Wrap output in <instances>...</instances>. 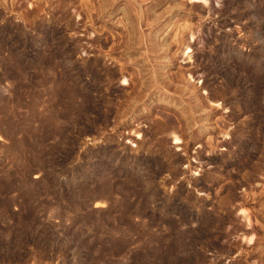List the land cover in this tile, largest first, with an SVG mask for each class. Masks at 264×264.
Listing matches in <instances>:
<instances>
[{
	"label": "rangeland",
	"instance_id": "374dc122",
	"mask_svg": "<svg viewBox=\"0 0 264 264\" xmlns=\"http://www.w3.org/2000/svg\"><path fill=\"white\" fill-rule=\"evenodd\" d=\"M208 1L0 0V264H264V0Z\"/></svg>",
	"mask_w": 264,
	"mask_h": 264
},
{
	"label": "bare ground",
	"instance_id": "6f19581e",
	"mask_svg": "<svg viewBox=\"0 0 264 264\" xmlns=\"http://www.w3.org/2000/svg\"><path fill=\"white\" fill-rule=\"evenodd\" d=\"M196 1H201V2H205L206 4H207V2H209L208 0H196ZM109 3V2H108ZM62 4V3H61ZM131 4V3H130ZM123 8V7H122ZM125 9V8H124ZM62 12V11H61ZM210 15V14H209ZM66 18V17H65ZM138 20V19H137ZM149 20V19H148ZM138 23V22H137ZM131 27V26H130ZM108 28V27H107ZM129 29V28H128ZM97 31V30H96ZM132 34V33H131ZM134 34V33H133ZM137 34V33H136ZM135 34V35H136ZM129 34H127V36H128ZM141 35V34H140ZM126 36V35H125ZM126 36V37H127ZM131 36V35H130ZM132 37H133V35H132ZM136 36H134V38H135ZM253 38V37H252ZM94 40V39H93ZM134 39H132V38H129V37H127L126 39H125V42L124 43H126V48L128 47L129 49H133V47H134V45H135V43L137 44V41H133ZM136 40H138L137 38H136ZM142 40V39H141ZM172 43V42H171ZM185 43V42H184ZM188 43V42H187ZM189 44H190V42H189ZM189 44H187V46H188V48H190V45ZM113 45V44H112ZM111 46V45H110ZM125 46V45H124ZM123 46V47H124ZM156 46V45H155ZM155 46H154V48H155ZM186 46V45H185ZM114 47V46H113ZM136 47V46H135ZM112 48V47H111ZM122 48V47H121ZM153 48V49H154ZM187 49V48H186ZM118 51V50H117ZM149 59V58H148ZM164 59V58H163ZM99 60V59H98ZM97 60V61H98ZM157 60V59H156ZM121 63V62H120ZM152 63V62H151ZM200 66V65H199ZM98 68V67H97ZM52 69V68H51ZM143 71H145L144 69H143ZM147 72V71H146ZM52 74V73H51ZM96 74H97V72H96ZM98 75V74H97ZM111 75V74H110ZM192 74L190 73V76H191ZM57 76V75H56ZM63 77V76H62ZM96 77V76H95ZM124 77V81H127V78L125 77V76H123ZM145 77V76H144ZM178 77V76H177ZM151 80H146L145 81V84H144V87H146V89H148V88H150V86H152V83L153 84H157L156 82H157V80H159L158 79V77L156 76V75H153V76H151V78H150ZM176 79V78H175ZM173 81V80H172ZM135 82V81H134ZM169 83V82H168ZM143 84V83H142ZM156 86V85H155ZM40 87V86H39ZM136 87V86H135ZM143 87V88H144ZM141 88H142V86H141ZM134 89V88H133ZM143 92H144V90H142ZM150 91V90H149ZM181 92V91H180ZM141 95H143L142 93H141ZM140 96V95H139ZM135 97V96H134ZM133 98V97H132ZM199 100V99H198ZM57 102V101H56ZM201 104V103H200ZM130 105V104H129ZM132 106V105H131ZM189 110V109H188ZM122 117V116H121ZM244 119V118H243ZM37 121V120H36ZM58 123V122H57ZM46 126V125H45ZM176 128V127H175ZM31 130V129H30ZM36 131V130H35ZM106 131V130H105ZM161 131V130H160ZM141 133V132H140ZM138 134V133H137ZM172 134H175V135H173L174 136V140H175V143H180V141H181V139H180V137L176 134V133H172ZM158 145V144H157ZM126 146V145H125ZM161 146V145H160ZM17 148V147H16ZM189 165V164H188ZM250 176V175H249ZM94 196V195H93ZM97 197V196H96ZM104 197V196H103ZM114 199V198H113ZM155 221V220H154ZM14 255V254H13ZM10 257V256H9Z\"/></svg>",
	"mask_w": 264,
	"mask_h": 264
}]
</instances>
